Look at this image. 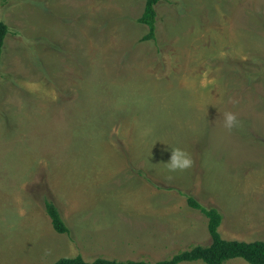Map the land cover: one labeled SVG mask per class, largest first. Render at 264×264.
<instances>
[{
  "label": "rangeland",
  "instance_id": "rangeland-1",
  "mask_svg": "<svg viewBox=\"0 0 264 264\" xmlns=\"http://www.w3.org/2000/svg\"><path fill=\"white\" fill-rule=\"evenodd\" d=\"M145 4L0 0V264L210 244L179 191L220 210L224 238L264 240V0H160L142 41ZM176 148L191 167L169 171Z\"/></svg>",
  "mask_w": 264,
  "mask_h": 264
},
{
  "label": "trees",
  "instance_id": "trees-1",
  "mask_svg": "<svg viewBox=\"0 0 264 264\" xmlns=\"http://www.w3.org/2000/svg\"><path fill=\"white\" fill-rule=\"evenodd\" d=\"M160 0H146L144 13L138 20L149 26V33L142 37V41L155 39L157 29L156 6ZM9 26L2 20L0 15V75L1 61L4 51V42L9 34ZM161 188H164L161 186ZM187 198V202L193 209L200 210L208 218V230L211 235V243L208 245H195L190 249L181 251L171 258L150 263L145 260L120 261L98 257L93 261H87L81 255L64 257L54 264H180L182 262L202 261L206 264H226L234 258H242L250 264H264V240L243 241L226 239L220 232L223 214L217 207L203 205L194 195L179 191ZM47 213L52 220L53 227L59 233L70 234V229L62 218L61 212L52 201L45 205Z\"/></svg>",
  "mask_w": 264,
  "mask_h": 264
},
{
  "label": "clouds",
  "instance_id": "clouds-1",
  "mask_svg": "<svg viewBox=\"0 0 264 264\" xmlns=\"http://www.w3.org/2000/svg\"><path fill=\"white\" fill-rule=\"evenodd\" d=\"M224 127L232 129L239 125L237 117L232 112H225L223 114ZM171 160L167 163L169 171L185 170L192 165V160L182 149L176 148L172 151Z\"/></svg>",
  "mask_w": 264,
  "mask_h": 264
}]
</instances>
